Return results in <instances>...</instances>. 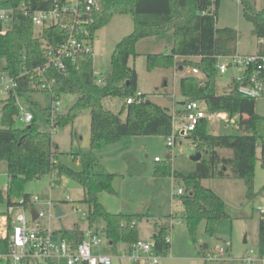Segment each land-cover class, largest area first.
<instances>
[{
    "label": "trees",
    "instance_id": "16d2710c",
    "mask_svg": "<svg viewBox=\"0 0 264 264\" xmlns=\"http://www.w3.org/2000/svg\"><path fill=\"white\" fill-rule=\"evenodd\" d=\"M11 6V22L5 33H1L0 22V61L1 70L18 75L24 65L31 69L46 61L43 44L55 45L64 35L57 25L46 26L41 35H35L31 19L23 8L32 10L49 9L55 0H7ZM101 8L94 15L90 31L94 34L106 25L114 14H131L133 30L122 37L114 46L107 70L101 74L103 81L96 82L93 73L92 54H83L75 63L67 62L64 72L56 69L46 71L47 78H54V96L72 94L77 96L67 111L57 113L50 119L46 109H42L46 123L39 125L34 120L23 127H15L18 115L13 95H8L1 103L0 117V165L5 163L7 189L0 187V204H11L12 197L28 198L24 185L32 180L53 173L66 175L79 183L83 189L80 202L87 206L89 228L97 219L104 223L108 243H122L129 247L139 238L137 221L149 216L147 212H109L99 201V193L106 191L115 194L112 187L114 173L102 165L96 150L116 142L123 136L162 135L171 133V107L161 105L146 98L141 92V100L127 103L137 92V73L129 64L135 57V45L144 37L170 34L172 38L169 53H147L146 68H173L178 65L197 67L200 75L185 74L179 78V94L183 100H198L208 111H226L230 114L249 113L246 129L234 135L212 134L207 131L206 120L200 121L195 129L185 135L201 153L195 168L187 172H174V179L185 184L180 200L183 206L182 218L188 234L197 246V254L204 255L206 243H200L196 232L200 222L205 231L213 234L214 225L220 218L227 217L223 199L211 188L202 185L201 179L208 177L241 178L246 183V196L255 195L253 189L254 165L257 145L261 144V160L264 165V115L255 113L254 97L240 94L236 81L232 79L229 89L217 92L216 79L220 74L216 68L218 56L235 55L238 33L230 27L216 26L217 12L221 0H97ZM244 18L252 24V33L258 41L257 54H264V6L255 9L252 0H238ZM262 40V42H260ZM192 58H196L193 60ZM251 69V68H250ZM249 69V70H250ZM264 76V71L260 72ZM202 80V83L200 81ZM36 78H19L18 91L21 93L42 92L37 87ZM109 97L123 99L118 113L107 108L103 100ZM180 103V102H178ZM38 107L36 102L33 103ZM180 105V104H179ZM38 109H40L38 107ZM89 111L88 152L72 153L73 160H79L80 168L74 169L58 158L53 148L51 132L46 128L59 127L71 123L75 116ZM124 111V118L120 116ZM241 123V121H240ZM243 124V122H242ZM231 150L230 155L220 150ZM129 173L133 165L126 161ZM158 176H170L168 161L155 168ZM264 191V185L260 191ZM259 218L258 251H264V213ZM84 230L74 225L70 229H55L54 233L72 242L83 238ZM169 230L164 224H155L151 236L156 252L165 254L169 243L165 238ZM7 249V237H0V251Z\"/></svg>",
    "mask_w": 264,
    "mask_h": 264
},
{
    "label": "rangeland",
    "instance_id": "374dc122",
    "mask_svg": "<svg viewBox=\"0 0 264 264\" xmlns=\"http://www.w3.org/2000/svg\"><path fill=\"white\" fill-rule=\"evenodd\" d=\"M255 9L264 6V0H252ZM99 8L101 5L99 3ZM11 6L7 0H0V10H10ZM218 28L230 27L238 33L236 52L238 55L252 54L257 51L259 40L252 33V24L247 21L242 13V7L237 0H221L216 19ZM133 30V19L131 14H114L109 22L95 32V37L91 46L93 73L96 79L102 77L110 62V57L115 44L125 35ZM37 31V28H35ZM172 38L170 34L149 36L141 38L135 45L137 55L130 57L129 64L134 65L137 73V91L145 93L147 99L155 101L161 105L174 108L182 99L179 94V78L189 74L188 66L182 69L178 65L173 68H155L147 70V53L171 51ZM196 60V58H192ZM230 58H219L220 63H230ZM3 63L0 61V67ZM241 66H230L224 73L218 75L216 79L217 92L223 93L229 89L233 78L241 72ZM167 80V86L163 85V80ZM159 93H162L159 94ZM0 95V100L5 98ZM19 98L27 107V110L34 117V122L39 125L46 123V117L42 109L50 113L51 94L47 91L23 93ZM77 96L63 94L58 97L60 105L53 114L64 113L75 101ZM37 102L38 107L34 106ZM123 103L120 97H109L103 100L105 107L118 113ZM255 113L264 115V96L257 97L255 101ZM1 115V103H0ZM124 118V111L120 114ZM234 116L241 121V128L235 125H226L221 120H210L206 122L209 133L234 135L246 129V122L250 121L251 114L238 113ZM1 117V116H0ZM89 111L85 110L75 116L71 123L59 127H48L51 132L53 148L58 151V158L63 163L74 169L80 168L79 160L72 159V153L88 152L89 142ZM16 127H23L27 123L15 117ZM243 122V124H242ZM1 126V124H0ZM104 168L114 173L112 187L115 194L102 191L99 193V201L109 212L136 213L147 212L149 216L137 221L139 238L150 240L152 229L155 224L167 226L171 241L169 243L170 253L189 261L188 264H243L239 259L248 250L257 249L259 218L264 211V191H260L264 185V165L261 160V144L256 148V160L254 165L253 189L255 195L246 196V183L244 179L229 177H208L201 179V184L211 188L223 199L227 217L220 218L214 225L213 234L205 231L204 222H200L197 228L196 237L200 243L207 244L204 255L197 254V246L193 243L188 234L185 222L182 218L183 206L180 194H173L176 187L185 184L178 179H174V172H187L193 170L196 161L191 158L196 153V148L189 138L179 136L172 146L166 145V137L162 135H133L123 136L116 142L96 150ZM221 154L230 155L231 150L222 149ZM157 158V159H155ZM133 165L132 174L129 173L127 162ZM168 161L170 176H158L155 168ZM5 163L0 165V187L3 189L7 184V174L4 171ZM24 192L48 196L54 204H58L63 215L50 219L51 227L55 229H70L78 226L82 230H88L87 206L80 202L83 196V189L74 179L56 173L50 176H43L27 182L24 185ZM13 198L12 200H16ZM261 207L263 210H259ZM6 211V203L0 204V213ZM171 212V213H169ZM84 213V215H83ZM169 213V214H168ZM173 225V226H172ZM172 226V227H171ZM104 223L97 219L92 225L93 230H97L98 237L102 239V244L98 251L108 253V241L103 230ZM169 236V235H168ZM228 243V245H227ZM223 247L225 251L219 254L218 248ZM169 256V252L160 258L162 263L164 257ZM182 264L183 260H180ZM158 262V263H159ZM157 263V264H158ZM186 264V263H185ZM254 264H260L255 262Z\"/></svg>",
    "mask_w": 264,
    "mask_h": 264
},
{
    "label": "built area",
    "instance_id": "2783aa9c",
    "mask_svg": "<svg viewBox=\"0 0 264 264\" xmlns=\"http://www.w3.org/2000/svg\"><path fill=\"white\" fill-rule=\"evenodd\" d=\"M99 9L97 0H55L53 7L49 9L29 11L23 8L24 14L31 19L34 29L37 28L36 36L41 35L44 27L51 25H57L64 35L55 45L46 42L43 44L46 56L43 65L31 69L23 65L18 75H12L0 69V95L14 96L18 111L16 117L20 121L29 124L34 117L19 98L20 94H23L18 91L19 78L34 77L38 82L37 87L51 94V101H53L49 114L52 120L60 101L59 96L52 95L55 79L47 78L46 71L56 69L64 72L67 62L75 63L83 54H92L91 46L95 33L93 34L90 28L95 20L94 15ZM11 14L12 9L0 10V22L3 24L1 33H5L10 26ZM221 57L230 58V63H220ZM233 65L242 67L238 76L233 78L237 83V91L246 97L264 96V76L260 74L264 71V54L255 52L245 55L218 56L216 68L220 74ZM188 68L191 74L200 75L197 67ZM102 81V77L96 79L99 84ZM141 99V92L137 91L136 95L127 98L126 102L131 103ZM177 105L180 108H171V133L166 137V145L169 147L175 143L177 137L192 132L202 120H221L226 125H235L237 129L242 126L234 114L226 111H208L206 106L198 100H183L182 104L177 103ZM6 189L7 184L3 190ZM183 193L182 187H176L175 192L173 191L176 195ZM11 202L6 205L5 213H0V220L3 222L0 237H7V249L0 251V264H113L115 260L120 264H157L160 258L169 252L168 250L165 254H160L156 252L153 240L138 239L117 255L102 253L98 251L102 239L98 237L96 229L84 230L83 238L78 242L69 241L54 233L50 219L56 218L55 204L48 196L30 194L28 198L19 197ZM32 208L36 210L35 218L32 217ZM258 209L263 210L261 207ZM54 236L55 239H53ZM165 241L170 243V237L167 236ZM224 251L223 247H219L217 252L222 254ZM239 260L243 264L255 262L264 264V251L260 253L258 248L250 249Z\"/></svg>",
    "mask_w": 264,
    "mask_h": 264
},
{
    "label": "crops",
    "instance_id": "0c3cea01",
    "mask_svg": "<svg viewBox=\"0 0 264 264\" xmlns=\"http://www.w3.org/2000/svg\"><path fill=\"white\" fill-rule=\"evenodd\" d=\"M238 1V0H237ZM171 45H172V43H171ZM163 85L164 86H167V84H168V82H167V80H163ZM159 94H161L162 95V93H159ZM163 96V95H162ZM36 102V101H35ZM179 102H181V100L179 101ZM37 103V102H36ZM179 104H181V103H179ZM169 106V105H168ZM176 108H180L178 105L176 106ZM262 200H264V197H262ZM169 213H171V212H169ZM168 213V214H169ZM2 220H0V229H1V226H2ZM74 225H75V223H74ZM155 226V225H154ZM154 226H153V229H152V232L154 233ZM173 226V225H172ZM171 226V227H172ZM153 233H152V235H153ZM169 237H170V233H169ZM141 239V238H140ZM170 241H171V238H170ZM108 246L109 247H107V250L109 251L108 253H106V254H109V255H117V254H119V253H121V251L122 250H124V249H126V245H124V244H122V243H119V244H117V245H112V244H110V243H108ZM102 252V251H101ZM197 252V251H196ZM102 253H104V252H102ZM162 258V257H161ZM180 260H183V262H182V264H188V262L190 261H186L185 260V258H182V257H179V256H177V255H175V254H171L170 253V247H169V256H167V257H164L163 258V260H162V263H158V264H178V263H181V261ZM113 264H120V262L119 261H117V260H115L114 262H113ZM142 264H149V263H142Z\"/></svg>",
    "mask_w": 264,
    "mask_h": 264
},
{
    "label": "water",
    "instance_id": "95a60500",
    "mask_svg": "<svg viewBox=\"0 0 264 264\" xmlns=\"http://www.w3.org/2000/svg\"><path fill=\"white\" fill-rule=\"evenodd\" d=\"M180 103L182 104L183 101L180 102ZM200 157H201V153L200 152H196L195 154H193L191 156V158L193 160H195V161H198L200 159ZM56 175L59 176L58 173ZM31 213H32V217L35 218L36 217V210L34 208L31 209ZM55 215H56V217H60V216L63 215V211H62L61 207L58 204H55ZM55 238L56 237L54 236L53 239H55Z\"/></svg>",
    "mask_w": 264,
    "mask_h": 264
}]
</instances>
